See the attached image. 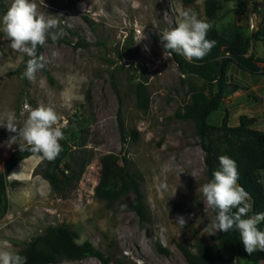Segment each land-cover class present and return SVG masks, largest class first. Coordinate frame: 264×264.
Masks as SVG:
<instances>
[{"label": "rangeland", "instance_id": "374dc122", "mask_svg": "<svg viewBox=\"0 0 264 264\" xmlns=\"http://www.w3.org/2000/svg\"><path fill=\"white\" fill-rule=\"evenodd\" d=\"M5 1L9 8L12 0ZM207 1L34 0L45 16H56L65 35L57 41L49 36L40 51L45 67L32 82L22 78L29 58L13 52L0 33V115L14 111L22 126L29 108L41 103L54 107L62 131L77 126L73 146L88 163L75 192L62 197L42 176L41 155L22 161L8 177L9 208L0 214V246L20 251L48 227L61 224L72 225L79 243L92 242L112 264H189L181 245L197 251L199 244H217L218 232L203 231L215 217L211 209L204 211L207 206L199 190L208 182L205 152L195 123L179 116L191 100L190 80L163 48L159 34L177 25L180 12L192 9L224 36L237 29L252 36L264 27V0L225 1L214 17L207 15ZM252 52L264 57V36L253 41ZM140 68L148 72V110L141 107L137 94ZM251 80L231 65L229 82L241 86L237 97L243 100L233 105V125L240 124L238 106L255 112L252 105L262 98L250 90ZM229 102L225 97L222 110ZM121 119L126 130L139 132L137 139L123 140ZM260 119L264 129V115ZM12 135L0 126V172L19 148L9 146ZM109 153L119 155L121 164L142 180L146 221L130 208L133 194L112 208L96 196L101 158ZM178 215L187 220L182 229L176 224ZM160 245L170 255L163 254ZM56 264L102 263L88 258ZM237 264L251 263L238 257Z\"/></svg>", "mask_w": 264, "mask_h": 264}, {"label": "trees", "instance_id": "16d2710c", "mask_svg": "<svg viewBox=\"0 0 264 264\" xmlns=\"http://www.w3.org/2000/svg\"><path fill=\"white\" fill-rule=\"evenodd\" d=\"M195 1L184 0V3L192 4ZM225 1L228 0H208L207 15L216 16L218 6ZM7 10L6 1L0 0V12L6 13ZM262 36L264 27L252 36L237 29L228 37L211 28L207 38L215 40L216 45L203 59H193L189 62L182 55L169 51L175 58L180 72L190 80L191 100L179 116L183 120L193 121L196 125V136L205 152L208 182L213 178V172L220 168L218 158L221 155L234 159L238 166V183L250 194L252 215L264 212V132L253 127L258 121L256 117L242 115L237 126L230 125L228 115L224 117L221 125L212 124L210 117L221 109L225 97L241 89V86L229 82L231 65H236L242 72L254 77L264 74V57L252 52L253 41ZM41 49L42 47L38 46V55ZM140 71L141 81L137 87L139 104L144 110H148V72L143 68H140ZM88 100H91L90 94ZM120 128L124 141L130 136L134 139L139 136L137 130H126L122 119ZM63 132L65 139L60 141L63 151L53 162L44 159L42 176L56 194L70 197L77 189L88 163L82 162L81 152L73 146L77 126L71 125ZM33 155L40 154L16 149L8 158L4 171L0 172V214L7 213L9 208V175L22 161ZM101 166L100 181L95 189L96 196L112 208L124 197L133 194L130 208L142 221H146L148 208L141 188L142 180L130 171L127 164H121V157L117 154L102 156ZM258 227L264 231V222ZM78 240L79 233L72 225L50 226L17 253L27 257V264H56L65 260L83 261L88 258H96L102 264H112L111 257L96 248L92 242L79 243ZM180 248L189 264H237L238 257L251 264L264 261V251L257 250L251 255L245 251L236 230H230L228 233L218 232L217 244L213 247L199 244L197 251H192L186 245H181ZM159 250L167 256L170 255V251L161 245Z\"/></svg>", "mask_w": 264, "mask_h": 264}, {"label": "clouds", "instance_id": "9594fccd", "mask_svg": "<svg viewBox=\"0 0 264 264\" xmlns=\"http://www.w3.org/2000/svg\"><path fill=\"white\" fill-rule=\"evenodd\" d=\"M179 15L175 27L159 34L163 48L182 55L189 62L203 59L216 45L215 40L207 38L211 25L192 9L183 10ZM0 33L9 41L8 46L13 52L29 58L22 78L30 82L35 81L37 72L46 64L45 57L38 55V46H45L49 36L52 41H57L65 35L56 16H45L34 0H12L6 13L0 17ZM60 119L54 107L41 103L28 109L22 126L18 125L14 111L0 115V126L9 133H15L8 140L9 146L18 144L21 152L40 154L53 162L63 151L60 141L65 139L61 127L57 126ZM218 160L219 170L214 171L213 178L199 188L207 206L204 211L211 209L215 213L214 220L203 231L215 235L236 230L249 255L257 250L264 251V231L258 227L264 222V212L249 216L252 211L250 194L238 183L236 161L227 155H221ZM161 188L166 190L167 185L161 184ZM186 223L184 216H177L176 224L181 229ZM0 264H27V257L8 245L0 246Z\"/></svg>", "mask_w": 264, "mask_h": 264}, {"label": "crops", "instance_id": "0c3cea01", "mask_svg": "<svg viewBox=\"0 0 264 264\" xmlns=\"http://www.w3.org/2000/svg\"><path fill=\"white\" fill-rule=\"evenodd\" d=\"M241 71V70H240ZM242 72V71H241ZM244 73V72H243ZM249 75V74H248ZM252 76V82L251 85L252 86L250 90H253L255 93H257L258 95H260V97H262L261 99H259L256 103H254L252 105V109L256 108V111H244V106H238L241 107L239 109L240 114L239 116L241 117L242 115H247L249 117H256L258 119V121L255 123V125L253 126L255 129H258L260 131L264 132V129H262L261 127V115H264V74L260 75V76H256L254 77ZM262 78V79H261ZM238 94H240V92H235L232 93L228 96V99L230 100L229 105L225 107L224 110H222V107L219 111L215 112L211 117H210V122L214 125H221L223 122V119L226 115L229 116V122L232 124H230L231 126L233 125V118L237 117L236 112H233L232 109H234L233 105L235 104H241L243 102V100L241 101V99L239 100V98L237 97ZM238 116V117H239ZM237 126V125H235Z\"/></svg>", "mask_w": 264, "mask_h": 264}]
</instances>
